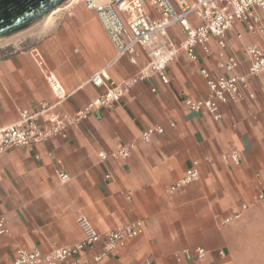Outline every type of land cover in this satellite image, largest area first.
<instances>
[{
	"label": "crops",
	"instance_id": "0c3cea01",
	"mask_svg": "<svg viewBox=\"0 0 264 264\" xmlns=\"http://www.w3.org/2000/svg\"><path fill=\"white\" fill-rule=\"evenodd\" d=\"M67 6L35 45L0 55V128L15 122L20 110L37 111L40 102L54 101L47 72L70 93L62 109L75 112L102 92L89 82L96 71L105 68L110 83L118 84L145 66L143 57L136 64L123 57L108 66L115 48L94 9L87 0ZM236 30L242 40L229 33L230 53L240 57L241 42L264 49L260 37L240 25ZM169 32L181 39L177 26ZM215 51L213 45L200 63L180 51L166 69L169 84L157 77L136 82L118 104L103 109L100 118L91 114L65 138L2 153L0 264H10L20 248L46 251L79 241L80 216L99 232L143 221V233L100 264H264V198L256 199L264 187V73L246 91L254 98L221 106L219 120L195 113L184 98L207 96L199 69L202 64L217 73ZM152 126L164 132L140 140ZM132 141L127 158L98 157ZM232 151L239 154L237 164L222 159ZM193 161L199 179L169 191ZM60 173L69 179L61 182ZM198 247L207 251L203 259L177 262L173 257ZM98 251L82 253L79 264H90Z\"/></svg>",
	"mask_w": 264,
	"mask_h": 264
},
{
	"label": "built area",
	"instance_id": "2783aa9c",
	"mask_svg": "<svg viewBox=\"0 0 264 264\" xmlns=\"http://www.w3.org/2000/svg\"><path fill=\"white\" fill-rule=\"evenodd\" d=\"M88 6L96 12L97 18L115 48V56L108 66L126 57L136 64L140 57L146 61L144 67L133 76L118 84L109 81L106 69L96 71L89 82L101 87L102 92L75 112L62 109L70 93L66 92L56 76L47 72L45 80L53 94L51 103L40 102L37 111L23 109L18 119L0 128V155L13 147H29L53 137H66L68 129L78 125L91 114L101 117L103 109L118 104L136 82L157 77L161 83L169 84L166 72L168 65L180 51L194 62L212 53L215 45L217 73L205 65L199 72L204 78L208 94L193 99L185 97V105L193 112H206L214 120L222 117L221 106L254 98L248 92L250 82L264 73V49L256 42H241L240 57L228 51V35L234 32L238 41L242 33L236 30L240 25L246 33L258 36L264 42V0H103L95 3L87 0ZM150 8L152 10H150ZM155 12L157 15H154ZM174 26L179 28L181 39L175 40L170 34ZM245 66L241 71V67ZM154 91V89H152ZM161 126H152L140 133V140L149 141L155 134H161ZM132 141L119 145L111 151H100L101 160L127 158L134 148ZM224 161L239 162V154L232 151L222 155ZM198 162L191 166L169 187V191L180 189L199 179ZM66 182L67 174H59ZM264 198V187L256 199ZM245 207V206H243ZM236 216V215H235ZM227 217L223 222L229 221ZM82 238L66 246H52L48 250L17 249L10 264H79L82 253L98 247L90 264H100L107 256L122 249L126 243L141 235L144 224L136 219L106 232H99L85 216L78 218ZM4 218L0 217V232L4 231ZM206 249L198 247L194 252L181 249L173 257L177 262L203 259ZM223 256L224 252L219 251Z\"/></svg>",
	"mask_w": 264,
	"mask_h": 264
},
{
	"label": "water",
	"instance_id": "95a60500",
	"mask_svg": "<svg viewBox=\"0 0 264 264\" xmlns=\"http://www.w3.org/2000/svg\"><path fill=\"white\" fill-rule=\"evenodd\" d=\"M67 0H0V39L28 29Z\"/></svg>",
	"mask_w": 264,
	"mask_h": 264
},
{
	"label": "rangeland",
	"instance_id": "374dc122",
	"mask_svg": "<svg viewBox=\"0 0 264 264\" xmlns=\"http://www.w3.org/2000/svg\"><path fill=\"white\" fill-rule=\"evenodd\" d=\"M67 1H65L61 5H58L57 7L52 9L44 17H42L36 24H34V25H36L35 27L39 26L41 24L42 20H44V18L49 16L50 17V23L48 24V26L45 28L44 31L37 33V32H33V30H32V31L26 33L25 35L20 36V38H17V39H14L12 41L1 44L0 45V55H2L4 53H8V52H13V51H17V50H22L24 48H28L32 45H35L38 41H40L44 36H46L53 29V27L56 25V23L61 18V16L67 12V8L69 6L63 7L64 6L63 4H65ZM79 1L83 2L84 0H79ZM35 27H32V28L29 27L28 29L31 30Z\"/></svg>",
	"mask_w": 264,
	"mask_h": 264
},
{
	"label": "bare ground",
	"instance_id": "6f19581e",
	"mask_svg": "<svg viewBox=\"0 0 264 264\" xmlns=\"http://www.w3.org/2000/svg\"><path fill=\"white\" fill-rule=\"evenodd\" d=\"M75 1L76 0H68L65 4H63L64 5L63 7H66L67 5H70L71 3L75 2ZM92 1L95 2V3L96 2L98 3V2H102L103 0H92ZM49 23H50V17L47 16L46 18H44V20H42V22H41V24L39 26L35 27L36 25H34V26L32 25L31 28L32 27H35V28H33L31 30L25 29V30L19 31V32L13 34V35H10L8 37L1 38L0 39V45L3 44V43H6V42L12 41L14 39L20 38V36H23V35H25L26 33L30 32L32 30H33V32H37V33L38 32H42V31L45 30V28L48 26Z\"/></svg>",
	"mask_w": 264,
	"mask_h": 264
}]
</instances>
